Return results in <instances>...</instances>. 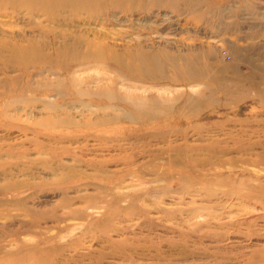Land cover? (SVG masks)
<instances>
[{"label":"rangeland","instance_id":"1","mask_svg":"<svg viewBox=\"0 0 264 264\" xmlns=\"http://www.w3.org/2000/svg\"><path fill=\"white\" fill-rule=\"evenodd\" d=\"M172 2L0 0V264H264V0ZM138 40L235 86L124 80L204 100L164 136H115L122 110L94 102L113 66L86 53Z\"/></svg>","mask_w":264,"mask_h":264},{"label":"bare ground","instance_id":"2","mask_svg":"<svg viewBox=\"0 0 264 264\" xmlns=\"http://www.w3.org/2000/svg\"><path fill=\"white\" fill-rule=\"evenodd\" d=\"M171 4L174 6L176 4L175 0H173ZM186 4H189V2L186 1ZM140 5L142 6V4ZM79 43V39H74L72 42L67 40L62 41L61 46L57 49V57L66 55L70 48L76 53H73L74 56L70 60L59 59L58 65L61 68L60 73L68 74L73 64L81 63L79 62L80 56H77L79 55V51L76 47ZM89 44L91 45V43H88L87 46H89ZM147 47L148 45L143 43V41L138 40L136 45L131 48L123 45L122 51L114 44H111L107 45L106 50L94 49L92 52L86 53L89 56V60L94 59L101 63L105 61L113 66V76L108 77V82L105 87L101 86L97 88V98H94V102L97 106H109L113 109L119 107L122 110L121 120H119L117 116L111 117L112 124L110 128L113 132H120L119 130L123 129V132L129 135L120 133V135L115 136L127 137L132 134H137V136L143 137L148 133L154 136H164L166 133L160 132L161 128L168 126L169 131L174 130V124L178 123V119L174 117L173 113L176 114L178 111H181L180 114L182 115L185 110L189 111V109H194L188 107V104L193 103V107H195L204 100L202 98L200 100L198 97H188L186 99V101L188 100L187 104L185 102L182 106L178 105L177 107L167 108L165 106H168L166 103L170 99L161 100L151 94L146 96L134 95V91L129 95H121L116 87L119 83L123 84L124 80H131L138 83L146 80H156L160 83L166 82L174 84L180 82L188 83L200 78V81L212 80L216 85L221 84V81H223L225 86L222 84L221 86H224L222 92L225 93V95H230V88L232 89V87L235 86L230 84L228 87L226 81L223 79L224 76L211 75L212 65H210V62L208 63L207 60L201 59L200 55L187 56L181 54L177 56L170 51L157 52L149 50ZM33 50L34 49L30 47L28 51H24L30 59L29 64L22 61V59L18 63L19 67L23 68V70H27L31 65L35 66L40 64L39 57ZM204 54L207 55V53ZM214 71H219V69H214ZM235 80H237L236 77L233 80V82L236 83L237 81ZM137 87L138 86L135 88ZM259 91L264 93V89ZM244 95L245 94H243V96ZM178 100H180V97L177 96L172 101ZM170 113H172L171 116H169ZM192 114L193 112L189 114V116H193ZM180 123H182V121Z\"/></svg>","mask_w":264,"mask_h":264}]
</instances>
